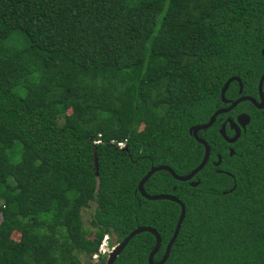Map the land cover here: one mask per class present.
<instances>
[{
    "label": "trees",
    "instance_id": "obj_1",
    "mask_svg": "<svg viewBox=\"0 0 264 264\" xmlns=\"http://www.w3.org/2000/svg\"><path fill=\"white\" fill-rule=\"evenodd\" d=\"M262 48L264 0H0V264H81L139 225L157 261L179 206L137 182L199 163L188 128L225 105L229 76L241 91L225 99L256 96ZM237 111L249 121L228 144L216 129ZM197 136L195 186L165 170L142 185L184 205L163 264H264V107L239 102ZM153 244L135 234L112 264H147Z\"/></svg>",
    "mask_w": 264,
    "mask_h": 264
},
{
    "label": "water",
    "instance_id": "obj_2",
    "mask_svg": "<svg viewBox=\"0 0 264 264\" xmlns=\"http://www.w3.org/2000/svg\"><path fill=\"white\" fill-rule=\"evenodd\" d=\"M260 53L264 57V48H262L260 50ZM263 79H264V70L259 75L258 80H257V85H256L258 101H256L254 97L248 96V95H241V96H239V97H237L231 101L225 99L224 98V92H225L228 84L231 81H236L238 84V93H240L241 82H240V79L235 75L229 76L223 82V84L219 90V97H220V100L222 102H224V103L227 102L228 105L225 107H219V108L215 109L210 114V116L206 122L195 124V125H192L188 128V133L191 134L192 137L196 141L200 142L203 145V155H202L199 163L194 168H192L187 174H185L183 176L177 175L173 172V170L170 167H168L166 165H156V166H150L148 168V170L144 173V175L137 182L136 190L138 191L140 196H142L143 198H145L147 200H159V199L170 200V201L177 203L179 206L178 215H177L176 221L174 223L172 233H171L168 241L165 244V247H164V250H163L161 257L155 262L152 260L154 253L158 250V248L160 246V238H159L156 230L150 226L139 225V226H136L135 228H133L131 231H129L118 243H116L112 247V249L107 254L105 264H112L115 257L121 252V250L124 248L126 243L130 240V238L133 237L135 234H138L140 232H149L154 236L153 247L151 248V250L147 254V258H146L147 264H163L164 263V261L168 257L171 245H172V243H173V241L177 235L181 221L183 219L184 205L179 199H177L175 196H173L171 194H151V195L146 194L145 191L143 190V187H142L143 183L154 172H156L158 170H165V171L169 172L175 180H177V181H188V184L190 186H195L198 182L192 181V180L190 181V179L203 167V165L206 163V161L208 159V154H209L208 145L206 144V142L202 138L197 136V131L200 129H206L209 126H211L218 114L231 110L234 106H236L241 101L248 100L252 104H254L257 108H262L264 106V99L262 96V89H261ZM227 120L229 122V129L233 130L232 135L231 136L226 135L225 128H224V125H225L224 122L220 125L217 132L225 142L233 143L238 138V136L240 134V129L244 130L245 126L247 125V123L249 121V116L246 113H240L236 116L235 121H232L231 119H227ZM232 153H233V150H232V148L229 147L228 148V155H231ZM219 162H220V157L217 156L216 161L213 162V165L217 166L219 164ZM233 187L234 186H232L230 189H228V191H231V189H233ZM223 193H224V191H223Z\"/></svg>",
    "mask_w": 264,
    "mask_h": 264
},
{
    "label": "rangeland",
    "instance_id": "obj_3",
    "mask_svg": "<svg viewBox=\"0 0 264 264\" xmlns=\"http://www.w3.org/2000/svg\"><path fill=\"white\" fill-rule=\"evenodd\" d=\"M58 41L60 42V49H67L68 47V44H67V40L65 38V34H62L59 38H58ZM13 65V61L12 60H7L4 64V69L5 70H8L9 68H11ZM93 208H94V205L93 203H90L89 206L83 208L81 210V220H82V225L83 227H89V220L91 219V216H92V211H93ZM18 236V233L16 232H13L12 233V237L13 238H17ZM112 243L115 242L114 240V237L113 239L111 240ZM111 250V249H110ZM96 259H85L83 257H81V264H92L93 261H95Z\"/></svg>",
    "mask_w": 264,
    "mask_h": 264
},
{
    "label": "built area",
    "instance_id": "obj_4",
    "mask_svg": "<svg viewBox=\"0 0 264 264\" xmlns=\"http://www.w3.org/2000/svg\"><path fill=\"white\" fill-rule=\"evenodd\" d=\"M111 143H114L116 147L122 148L124 146V142L122 140H110ZM113 246H110L108 241L107 234H104L100 239V242L97 246L96 251L91 255V259H97L99 255H104L109 253L110 249Z\"/></svg>",
    "mask_w": 264,
    "mask_h": 264
},
{
    "label": "flooded vegetation",
    "instance_id": "obj_5",
    "mask_svg": "<svg viewBox=\"0 0 264 264\" xmlns=\"http://www.w3.org/2000/svg\"><path fill=\"white\" fill-rule=\"evenodd\" d=\"M257 85V84H256ZM262 96H263V99H264V95H263V91H262ZM239 97V96H238ZM254 98H255V100L256 101H258V98H257V90H256V96H254ZM227 100H229V101H231L232 99H227ZM234 100V99H233ZM242 102V101H241ZM250 102V101H249ZM222 103H224V102H222ZM251 103V102H250ZM225 105L224 106H222V107H225V106H227L228 105V103L226 102V103H224ZM252 104V103H251ZM255 108H257L254 104H252ZM235 107V106H234ZM233 107V108H234ZM264 107V106H263ZM262 107V108H263ZM233 108L231 109V110H233ZM262 108H257V109H262ZM231 110H229V111H227V112H224V113H228V112H230ZM240 113H246V112H243V111H237V112H235L232 116L231 115H227V116H224L223 117V119L219 122V124H218V127H217V129L216 130H218V128L220 127V125L224 122L225 123V125H224V128H225V130H226V128L230 131V133L229 134H227V132L225 131V133H226V135L227 136H231L232 135V133H233V130L232 129H229V122H228V120L227 119H231L232 121H235V118H236V116L238 115V114H240ZM248 115V114H247ZM244 130H242V129H240V133L241 132H243ZM227 143V142H226ZM228 144H230V143H228ZM230 146H227L226 148L228 149ZM231 148V147H230Z\"/></svg>",
    "mask_w": 264,
    "mask_h": 264
}]
</instances>
